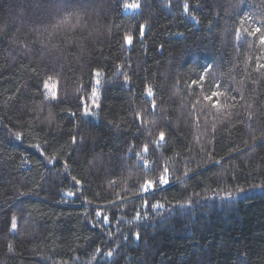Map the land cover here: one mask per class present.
Segmentation results:
<instances>
[{"label":"trees","instance_id":"trees-1","mask_svg":"<svg viewBox=\"0 0 264 264\" xmlns=\"http://www.w3.org/2000/svg\"><path fill=\"white\" fill-rule=\"evenodd\" d=\"M123 3L0 0V264H264V0Z\"/></svg>","mask_w":264,"mask_h":264},{"label":"snow or ice","instance_id":"snow-or-ice-1","mask_svg":"<svg viewBox=\"0 0 264 264\" xmlns=\"http://www.w3.org/2000/svg\"><path fill=\"white\" fill-rule=\"evenodd\" d=\"M123 8L124 10L126 11H136V10H139L141 8V4L139 3V0H124V3H123ZM183 9H184V12L185 13H188L190 11V7H189V4L188 3H184L183 4ZM194 19V17H193ZM144 25H139L138 26V31L140 33V36L143 37L144 35ZM0 31H3L2 28H0ZM261 32V29L260 28H257L255 30L254 33H251L252 35H255L256 33H260ZM124 41L129 45V46H132L133 45V41H134V36L133 34H125L124 36ZM259 42L261 45H264V35H261L259 37ZM260 68H264V64H260L259 65ZM95 76L96 77H99L100 76V72L99 71H96L95 72ZM52 78L51 77H48V80H45L43 82V87L44 89L46 90H49V81L51 80ZM200 80H203V77H200L199 78ZM125 82L127 83L128 82V77L125 76ZM99 83V80H97V84ZM194 84L198 83V81H193ZM219 87V86H218ZM145 95L147 97H149V103H151L152 105V108L155 109L156 108V103H155V99H154V96H155V92L153 91V88L151 86H147L146 89H145ZM220 95H223V93L221 92H215L212 94V96H209V97H206V99H208L210 102H212V106L213 107H216L217 104L219 103V101H212V97L213 96H220ZM45 96L47 98L48 96V92L46 91L45 92ZM92 97H93V102H95V97H96V92H95V89H93V93H92ZM51 99H56V95L55 93L53 92L52 95H51ZM82 108H83V111H82V115L83 116H89V115H93L94 113H92L91 109L87 106V104L85 102L82 101V104H81ZM98 107V105H97ZM73 115H75V113H73ZM138 118H140L138 116ZM253 117L251 114H249L248 116V119L251 120ZM15 137L17 139H20L21 138V133L20 132H16L14 133ZM73 143H76V137H73ZM166 143V137H165V133L163 131H161L159 133V139L156 140V141H151V142H145L142 146V151L141 152H134L133 154L138 158L139 161H142L144 166H145V169H146V175H148V173H152L154 172V164L155 162H152L150 163L149 162V159L147 158V156L145 154H147L150 150V145H155V148H153V152L155 151V149H158L159 147H162L164 144ZM129 151H133L131 148L129 149ZM51 163V161H50ZM92 163V162H90ZM216 164H220L221 161L220 160H216L215 161ZM160 171V174L158 176H154L153 178H150V179H144L143 180V183L140 185V190H139V194L141 195V198L143 199L145 194H148V193H153L156 191V189L160 186H163V185H167L169 183V179H168V169L167 167H163V168H160L159 169ZM73 180H74V183L79 185L81 184V181L79 179H76L75 177H73ZM67 195L69 196H73L75 195L74 192H68ZM145 204H147V200L145 199ZM161 205L157 204L156 207H160ZM97 217H100V213L97 212ZM104 223H108V218L107 217H104ZM11 228L13 231H16L17 229V221H16V217L14 216L12 218V221H11ZM135 238L137 240L140 239V234L137 232L135 234ZM126 239V238H125ZM10 249H11V246H10ZM101 250L100 249H97V252H100ZM107 257L108 258H111L113 256V252L112 251H108L106 253Z\"/></svg>","mask_w":264,"mask_h":264},{"label":"rangeland","instance_id":"rangeland-1","mask_svg":"<svg viewBox=\"0 0 264 264\" xmlns=\"http://www.w3.org/2000/svg\"><path fill=\"white\" fill-rule=\"evenodd\" d=\"M126 11V10H125ZM126 12H128V11H126Z\"/></svg>","mask_w":264,"mask_h":264}]
</instances>
